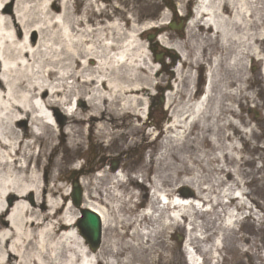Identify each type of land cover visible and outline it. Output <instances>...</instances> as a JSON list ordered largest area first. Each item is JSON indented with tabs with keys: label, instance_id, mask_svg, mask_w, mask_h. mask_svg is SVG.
I'll return each instance as SVG.
<instances>
[{
	"label": "bare ground",
	"instance_id": "1",
	"mask_svg": "<svg viewBox=\"0 0 264 264\" xmlns=\"http://www.w3.org/2000/svg\"><path fill=\"white\" fill-rule=\"evenodd\" d=\"M13 1L12 12L4 13V5ZM259 1L262 0H197L195 22L203 20L201 29L204 26L206 31L214 32L213 39L218 40L222 51L229 53L228 66H236L234 74L238 73L237 67L244 68L247 57L250 63L259 62L260 72L264 73V55L260 51V44L264 43V18L261 20L259 16ZM79 2L0 0V264H97L103 253L86 247L74 230L75 217L69 214L73 205L68 202L65 206L60 201L68 197L65 184L61 183L65 170L78 157L70 150L77 153L81 147V126L86 122L89 136L109 137L106 151L119 157L136 144L146 123L138 104L154 84L152 66L137 63L141 59L132 57L131 46L126 43L119 46L111 36L98 37L101 50H97L91 40L94 30L88 19L89 15L99 17L105 7L97 0H82L84 10L79 15L76 9ZM108 6L115 8L112 1ZM107 26L112 33L120 34L122 29L115 20H110ZM205 39L201 41L206 43ZM203 42L195 47L194 60L189 59L190 54H182L175 68L176 79L181 82L186 79L191 87L192 72L183 73L181 67L202 60ZM115 49L122 51V59L117 58ZM219 62L217 55L211 57L203 93L191 102L195 96L188 89L184 103L171 110L170 121L163 131V151L157 157L160 171L166 168L170 171L159 175L152 190L153 198L158 195L161 200L155 198L145 204L147 188L136 179L127 182L122 169L102 172L95 183L80 180L84 206L101 218L109 264H114L115 255L135 245L134 236L147 239L158 233L165 235L185 218L188 230L183 252L188 264H201L208 245L212 258H216L221 237L205 243L197 216L201 214L208 219L222 214L215 235H223L238 221L237 211L245 206L244 202L250 207L244 197L241 135L234 138L224 129L225 137L220 138V128L215 122L219 117L220 127H235L242 132L238 122L220 116L230 108L224 100L237 93L243 83L242 75H234L238 85L228 89L218 76ZM152 73L156 76L159 70ZM161 83L158 78L156 86ZM178 84L174 85V93H178ZM164 101L169 107L172 94L167 92ZM61 106L66 108L63 112L67 117L61 115ZM27 123L35 125L39 132H29ZM192 128L197 130L192 141L208 147L201 151V158L215 162L217 175L205 187L199 186L196 176L191 183L179 182L193 190L191 199L165 187L174 186L175 159H182L180 153L176 156L175 145L185 143L194 134ZM27 136L31 140L25 139ZM101 183L107 186L99 189L96 184ZM143 220L151 227H143L140 232ZM128 226H133L130 233L126 231ZM126 235L132 236L127 239ZM193 244H197L196 250ZM61 247H66V254Z\"/></svg>",
	"mask_w": 264,
	"mask_h": 264
},
{
	"label": "rangeland",
	"instance_id": "2",
	"mask_svg": "<svg viewBox=\"0 0 264 264\" xmlns=\"http://www.w3.org/2000/svg\"><path fill=\"white\" fill-rule=\"evenodd\" d=\"M110 1L115 5V8L112 9L111 6H108L110 5ZM110 1L97 0L100 6L105 7V12L99 15V17L89 15L88 25L94 30L91 35V40L94 41V44L97 46L96 49L100 51L101 44L96 41L97 38L102 37L107 39L111 36L114 38L117 45L120 46L126 43L131 46L132 57L141 59L137 61V63L143 66H152L151 81L154 84L149 94L142 96L144 99L138 104V108L144 112L142 121L146 123L144 124L142 134H139L136 138V144L117 157L110 156L109 152L106 151L109 137L101 138L96 135L90 137L88 124L84 122L81 126L83 133L81 147L77 153L75 150L72 152L70 150V153H75L78 157L71 163L70 168L65 170V179L61 181V183L65 184L64 191L68 197L66 199L60 198V201L64 203L65 206L68 202L72 204L70 193L71 186L75 181L77 183L79 182L82 191L83 207H85L83 200L84 189L80 180H83L84 183L87 181L95 183L98 181L97 179L102 172L110 169L113 171L122 169L126 174L127 182L131 181V173L142 174L143 176H139L138 178L144 179L143 182L145 184H147L145 179L150 181V185L154 187L159 175L163 176L170 171L167 168L160 171L157 166V157L163 151L165 136L163 131L165 125L170 121L171 110L184 103V93H186L188 89H192L195 96L191 102L195 101L196 98L203 93L206 74L211 66V57L217 55L220 57V62L217 66L218 76L222 78L223 82L227 83L228 89H233L238 85V82L233 78L234 75H238L239 73V75H242L241 78L243 80L237 93L235 95H229L224 100V103L231 105L230 108L232 111L228 108L225 110L224 115H220L221 117L225 116L227 119L231 118L233 123H235V121L238 122L242 132L240 133L238 128L235 127H220L219 117L215 122L218 128H220L218 130V136H220V138L225 137L224 135L226 132H230L231 136L234 138L241 135L240 149L244 159L242 173L246 185V193L250 201L246 232L248 235V250L252 251L251 243L252 241H256L257 232L260 230L261 223L262 236L264 238V73L260 72V63H250V57H247L244 68L237 67L238 73L234 74L236 66H228L229 53L226 52V50L222 51L221 44L218 40L213 39L214 32L206 31V27L204 26V29H201L203 20L195 22L196 18L194 11L197 6V0ZM258 5L260 8L259 16L262 20L264 18V0L259 1ZM13 6H15L14 1L4 5L2 10L4 13H11ZM76 9L79 15L82 14L84 10L82 0L77 4ZM110 20L118 21L120 27H122L120 34L110 32V28L107 26ZM198 26H200V28ZM82 34L84 33L82 32ZM203 37H206V43L201 41ZM33 38L34 40L37 39L36 32L33 33ZM164 38L168 42L169 47L163 44ZM202 42L204 43L203 47H200L202 48V60L199 63H194L192 61V65H184L181 67L183 73L186 71H188V73L192 72L193 84L191 87L188 82L186 83V79L182 82L176 79L175 68L180 63L182 54H190L189 59L194 60L196 57V48L202 46ZM176 45L179 46V49L175 48ZM173 48L177 50V53ZM260 51L264 55V43L260 44ZM115 52H117L116 56L118 59L123 58L122 56L124 54L120 49H115ZM120 66L122 69L124 68V66ZM155 69L159 70L156 76L152 73ZM136 74L145 75L144 72H137ZM158 78L162 79L163 84L161 83V85L156 86ZM175 83H179L178 93H174ZM167 92L172 94V103L169 107L165 106L164 101ZM211 93H216L214 88ZM62 107L63 106L60 108V113L67 117ZM233 126L235 125L233 124ZM26 127L29 132H39L37 127L30 123H27ZM224 129H226L225 133H223ZM159 132L160 134L156 137ZM192 132H194V134L191 133V135L187 137L185 143L182 145H175V154L177 156V154L180 153L182 159H175L176 182L174 186H166V189L174 188L177 191L179 182H182V184L191 183L195 176L198 178L199 186L205 187L210 184V180L214 174L217 175L215 162L211 158H209L207 162L201 158V151L208 149V147L205 148L203 144L201 145L195 140L192 141L194 137H197L195 136L197 132L196 128H192ZM55 134L57 136V128ZM25 139L31 140V137L27 136ZM57 141L58 138L56 139V142ZM38 149L39 146L36 143L34 152L37 153ZM179 149L180 152H178ZM232 164H234L233 160L231 166ZM94 186V184L90 185L91 188H94ZM96 186L100 189V187H106L107 184L101 183L98 185L96 184ZM101 191L103 190L101 189ZM145 191V204H147L150 202V199L147 190ZM257 199H261L263 202L262 216L260 213L256 212L254 207V203ZM72 205L69 214L75 217L74 230L79 234L76 226L79 209L74 204ZM64 210L65 209H63V211ZM211 218L209 217L207 219L201 214L197 216V220L203 227L205 239L207 235H215L214 222ZM187 223V218H185L183 222L178 221L175 227L165 235L158 233L147 239L143 236H134L132 242L135 245L115 255L114 264H186L185 259L182 258L177 248L176 236L178 233L182 232V226L185 228L184 231H187ZM132 227L133 226H128L126 231L130 233ZM143 227L148 229L151 226L147 221L143 220L142 226L138 228V230L140 232L143 231ZM235 231L236 230H234L232 234L231 232H227V235L234 236ZM185 232L184 235H186ZM130 236L132 235H126L125 238L128 239ZM82 240L86 245L83 238ZM186 241L187 236H185V242ZM254 245L255 244H253V246ZM86 247L88 248L87 245ZM208 248L209 245L205 247L206 251H204L205 264H208V261H210L213 256L212 251H209ZM98 249L103 253V256L99 257L97 264H107V260L110 256L109 252L106 251V245L103 244L102 237ZM98 249H96V251ZM65 250L66 247H61L63 254L67 253ZM125 258L128 260L127 262ZM62 263L63 262H60V264Z\"/></svg>",
	"mask_w": 264,
	"mask_h": 264
},
{
	"label": "flooded vegetation",
	"instance_id": "3",
	"mask_svg": "<svg viewBox=\"0 0 264 264\" xmlns=\"http://www.w3.org/2000/svg\"><path fill=\"white\" fill-rule=\"evenodd\" d=\"M179 195L186 197L192 196V192L185 191L183 185L178 186ZM244 197L245 200H248V195L246 193V185H244ZM242 207V209L238 210V221L235 224V233L234 236L232 235H212L209 237L210 240H213L217 236L221 237V249L219 251L218 258L214 259L212 264H264V238L262 236V223L260 225V230L257 232L256 241H252L251 247L252 251L248 250V240H247V232L246 226L248 222V209L246 206ZM262 200L257 199L254 203V207L257 213H260L261 216L263 215V208H262ZM219 210H221L220 206H218ZM221 214V213H220ZM220 218L222 219L221 215H215L216 219V227L218 222H220ZM218 231V227L216 229ZM259 234V235H258ZM185 235L181 232L177 236V246L178 249L182 252V246L184 243ZM233 238V239H232ZM253 244H255L253 246ZM233 246V247H231ZM250 252V253H248ZM250 254V255H248Z\"/></svg>",
	"mask_w": 264,
	"mask_h": 264
},
{
	"label": "water",
	"instance_id": "4",
	"mask_svg": "<svg viewBox=\"0 0 264 264\" xmlns=\"http://www.w3.org/2000/svg\"><path fill=\"white\" fill-rule=\"evenodd\" d=\"M72 202L77 206L81 204V190L76 184L73 186ZM80 212L82 217L77 223L80 234L92 248H96L100 242L99 215L90 209H81Z\"/></svg>",
	"mask_w": 264,
	"mask_h": 264
}]
</instances>
